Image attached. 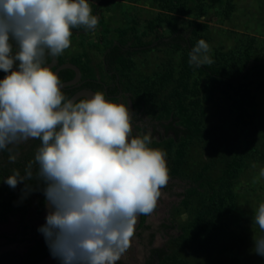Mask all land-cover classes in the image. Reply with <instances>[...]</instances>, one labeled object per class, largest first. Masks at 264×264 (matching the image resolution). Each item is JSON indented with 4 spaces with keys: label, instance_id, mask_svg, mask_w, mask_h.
Masks as SVG:
<instances>
[{
    "label": "rangeland",
    "instance_id": "374dc122",
    "mask_svg": "<svg viewBox=\"0 0 264 264\" xmlns=\"http://www.w3.org/2000/svg\"><path fill=\"white\" fill-rule=\"evenodd\" d=\"M103 1L88 0L99 23L95 30L71 29V46L61 56L89 63L96 75L107 82L110 79L103 66L105 29L112 31L108 38L117 41V30L128 27L131 21L145 43L178 30L205 40L212 64H242L245 50L254 59L264 57V0H185L188 11L175 6L173 11L166 9L162 0H110L107 6L96 9ZM199 9L204 11L198 12ZM152 23L154 29L150 28ZM198 23L204 26H200L195 37L191 31ZM185 52V48L161 46L132 54L128 56L132 60L129 68L117 72L122 95L111 102L129 107L132 136L149 134L151 143H162L169 172L168 184L161 189L155 211L141 233L133 236L131 247L117 264H160L159 259H153L156 251L177 256L188 264H264V257L253 251V236L264 235L253 222L255 211L264 203V177L260 176L264 169V72L253 71L246 80L247 88L240 94L230 96L218 87L211 101L201 102L198 108L192 106L189 114L199 123L202 134L183 145L182 139L168 130L170 119L163 105L183 89L180 78ZM167 72H172L173 78L163 85L160 77ZM196 78H190L191 84ZM202 79L203 85L207 81ZM184 96L188 102L197 99L191 93ZM174 126L184 128L177 123ZM180 151L184 156L179 173L174 176L172 171ZM234 160L238 165L231 169V179L227 178V188H223L225 192L231 188L235 197L227 203L223 228L206 245L195 239L190 225L208 204L209 191L207 187L199 189L187 205L183 204V194L195 185L197 176L217 179ZM23 187L12 189L0 182V201L10 191L19 197V209L6 221L0 220L1 264H16V257L30 246L31 239L41 235L37 229L45 222L47 209L45 206L41 213L38 211V190L22 199Z\"/></svg>",
    "mask_w": 264,
    "mask_h": 264
},
{
    "label": "clouds",
    "instance_id": "9594fccd",
    "mask_svg": "<svg viewBox=\"0 0 264 264\" xmlns=\"http://www.w3.org/2000/svg\"><path fill=\"white\" fill-rule=\"evenodd\" d=\"M98 23L88 0H0V153L16 164L40 141L23 173L12 168L4 183L23 184L22 199L42 191L47 214L37 231L60 264H117L169 181L166 153L149 147V134L132 136L129 107L101 91L67 99L46 66L71 46V29ZM209 51L200 39L189 64L211 65ZM253 222L264 232V203ZM253 244L264 257V235Z\"/></svg>",
    "mask_w": 264,
    "mask_h": 264
},
{
    "label": "trees",
    "instance_id": "16d2710c",
    "mask_svg": "<svg viewBox=\"0 0 264 264\" xmlns=\"http://www.w3.org/2000/svg\"><path fill=\"white\" fill-rule=\"evenodd\" d=\"M185 0H162L164 7L170 9L171 11L175 8H178L180 11H188L187 5L184 2ZM110 3V0H104L96 9L107 6ZM230 6V3H228ZM204 11V9H199L198 12ZM202 23L194 25L192 33L194 36H198V29ZM155 24H151V29H154ZM74 30L81 29L87 30L84 26H79L73 28ZM109 28L105 29V43H106V63L109 66V70H125L129 68L130 55H135L139 52H147L150 49H157L161 46L172 47L177 50L185 48V55L183 56V65H182V77L180 78V85L183 86L182 91L175 92L176 94L171 100L164 103V111L166 117L170 119V123L167 126L168 130H172L176 138L182 139V144L184 145L189 139H194L202 134V130L197 121L193 119L190 113V109L193 107L198 108L201 106V102L208 103L213 98L214 90L218 87H223L224 90L231 96L240 94L246 87V80L249 78L250 74L257 70L264 72V57L254 59L248 50H245L243 56V63L238 64L237 61H234L233 65L227 67L217 62L216 64L203 65L199 68H196L189 64V52L199 41L198 38H192L189 36V32L185 30L173 31L166 37H157L156 40L150 42H143L140 37V33L137 27L130 22L128 27L120 28L117 30L118 39L113 41L108 38L111 34ZM134 35V37H130ZM132 38V39H131ZM135 41V45H131L130 42ZM65 61L64 58L61 59V63ZM72 63L79 66L84 74L85 78L95 79L97 77L95 69L89 65V63L82 62L81 59L73 58L70 60ZM104 66V64H103ZM64 78L62 80L72 79L75 76L74 71L67 70L64 71ZM118 74V73H117ZM196 74V75H195ZM5 75L0 77V80L4 78ZM193 76L197 77L193 80L192 84L190 78ZM206 78L207 82L201 84L202 78ZM173 78L172 72H167L160 77V82L164 85L165 82L168 83L169 80ZM186 81V83L184 82ZM190 82V83H189ZM247 91V89H246ZM188 93L194 94L197 98L196 100H191L188 102L187 98L184 96ZM248 93V92H247ZM71 94L69 93L65 97L70 99ZM193 96V97H194ZM174 123L183 125V129H177L174 126ZM170 146V144H168ZM149 147L153 149L162 150V143L152 142L149 144ZM7 154V153H6ZM184 152H178V161H176V167L172 171V175L176 176L179 173V166L182 163V157ZM20 162L16 164H6L3 165V161L0 159V180L4 183V178L11 173L12 168L20 169ZM236 160L232 162L229 168L224 172V175L217 179H212L205 177L203 174H200L194 179L195 185H192L184 194L183 204L187 205L188 199L196 194L199 189L207 187L209 191L208 204L205 205L202 209L198 211L195 219L191 223L190 227L194 232L195 239L199 240L204 244H211L215 239L216 231L222 229L224 220L226 219L228 210L227 203L229 200H233L235 195L232 192L231 188H228L225 192L224 188L226 187V180L231 176V169L233 166H237ZM23 173V171H21ZM34 183V182H33ZM220 184L219 187L217 185ZM223 186H225L223 188ZM227 188V187H226ZM40 197L38 201V211L41 213L45 207V198L42 191H39ZM18 195L15 191H10L3 200L0 201V220L6 221L7 217L16 212L19 209ZM149 215L142 217V225L145 226L147 218ZM32 245L26 250V252L20 257V264H35L42 259L50 255L49 249L45 243L44 237H36L31 239ZM155 254H158L156 258ZM153 255V259H159L160 264H188L177 256H171L164 253H159L156 251ZM1 261V258H0ZM120 264V263H118Z\"/></svg>",
    "mask_w": 264,
    "mask_h": 264
},
{
    "label": "flooded vegetation",
    "instance_id": "af4514ba",
    "mask_svg": "<svg viewBox=\"0 0 264 264\" xmlns=\"http://www.w3.org/2000/svg\"><path fill=\"white\" fill-rule=\"evenodd\" d=\"M61 59H62V56L60 55V56L56 57V62L53 63V59L48 58L46 60V66H50L51 67L54 64V66L51 67V70L55 73L56 70L58 68H60L62 65L66 64V63H72L69 60H65L63 63H61ZM72 64H74V63H72ZM103 64H104V69H105V71L108 74V77L110 79L109 82L105 81L104 79H102L98 75H97V77L95 79L85 78L81 68L78 66L80 68L81 72H82L81 80L78 82V84H76L74 86H71V87H67V88L61 90L62 93L65 96L70 93L71 94L70 99H71L75 94L79 93L80 91L92 90L94 92H97V91L103 92L105 94V99L106 100L115 101V100L119 99L120 96L122 95L121 79H120V76L117 74V72L115 70H109V66L106 63V52H105V54L103 56ZM67 70H72V69H68V68L67 69H63L58 74V76L60 78V81H61V84L65 83V82L72 81V80H74L76 78V72L74 70H72V71H74L75 76L72 79L62 80L64 78V74L63 73H64V71H67ZM2 75H7V74L4 73L2 70H0V77ZM81 99H83V98H81ZM39 144H40L39 140H32V141L29 142V145H27L25 147L24 155L20 158V160H18L20 162V164H21L20 165V170L21 171H23V168L27 164L28 160L33 158L34 151L39 146ZM0 159L3 161V165L7 164V154L6 153H0ZM0 182H1V180H0ZM22 185L23 184H19L16 188H19ZM147 221H148V218H147ZM146 225H147V222H146L145 226ZM145 226L144 227L141 226L139 232L137 234H135L134 236L139 235L141 233V230L144 229ZM41 236H43V235L41 234L38 238H40ZM32 244L33 243L31 241L30 246ZM27 249H25L23 252H21L16 257V264H20V257H21V255H23L26 252ZM155 256H156V258H158V254H155ZM1 263L2 262L0 261V264Z\"/></svg>",
    "mask_w": 264,
    "mask_h": 264
},
{
    "label": "water",
    "instance_id": "95a60500",
    "mask_svg": "<svg viewBox=\"0 0 264 264\" xmlns=\"http://www.w3.org/2000/svg\"><path fill=\"white\" fill-rule=\"evenodd\" d=\"M54 62H56V58L53 60V63ZM52 66H54V64ZM67 68L72 69L76 72V78L72 81L65 82V83L61 84V90L78 84V82L82 78V72H81L80 68L78 66H76L75 64H72V63H66V64L62 65L60 68H58L56 70L55 73L58 75L61 70L67 69ZM94 93L95 92L92 90H83V91H80L79 93L75 94L72 98H76L77 100H79L81 98H88V97L92 96ZM142 217H143V215L138 216V218H137V224L135 226V234H137L141 228ZM35 264H60V262L57 259H54L50 254L48 257L42 259L41 261H39Z\"/></svg>",
    "mask_w": 264,
    "mask_h": 264
}]
</instances>
